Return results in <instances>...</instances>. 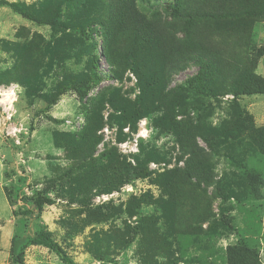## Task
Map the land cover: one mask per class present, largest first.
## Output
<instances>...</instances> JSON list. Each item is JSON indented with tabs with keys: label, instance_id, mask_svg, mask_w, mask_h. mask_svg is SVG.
Instances as JSON below:
<instances>
[{
	"label": "rangeland",
	"instance_id": "1",
	"mask_svg": "<svg viewBox=\"0 0 264 264\" xmlns=\"http://www.w3.org/2000/svg\"><path fill=\"white\" fill-rule=\"evenodd\" d=\"M90 1L0 0V264L37 227L11 188L48 191L39 225L76 264H264V0H216L186 37L174 0H137L154 38L136 49L84 33ZM194 54L213 95L186 84ZM24 264L63 263L29 245Z\"/></svg>",
	"mask_w": 264,
	"mask_h": 264
},
{
	"label": "trees",
	"instance_id": "2",
	"mask_svg": "<svg viewBox=\"0 0 264 264\" xmlns=\"http://www.w3.org/2000/svg\"><path fill=\"white\" fill-rule=\"evenodd\" d=\"M214 3V4H212ZM216 0H174V3L165 8L171 12V17L175 23H179L181 31L184 37L189 34L194 26L201 21H207L212 19H219L218 10L216 8ZM105 4H109L113 10L110 17H105L103 12L106 10ZM89 11L87 16V22L84 27V33L86 29L90 31L89 37L94 36L95 33H99L103 38L104 47H108L110 44H115L119 39H126L123 34L124 31L130 32L135 36L131 40V47L136 49L140 44L153 41L152 35L154 27L151 19L147 18L142 11L139 10L137 0H92L86 5ZM101 11L100 13H96ZM233 13V12H231ZM91 15H100L99 19L90 18ZM234 14V13H233ZM52 19L50 15L47 16L42 22H50ZM157 25V24H155ZM154 25V26H155ZM97 27V28H96ZM137 40L139 42H137ZM197 59L196 64L199 66V72L188 78L186 84L190 88H194V84L198 86L197 91L200 93L213 95L214 91L205 88V80L211 75V71L215 66V63L210 59L205 58L201 54H194ZM98 58L91 60V72L94 73L95 82H99L102 79L101 74L98 72ZM260 86L264 84V80L258 79L253 83ZM129 175V172H127ZM9 201L13 207V214L16 218L27 219L32 221L37 227L31 231H22L20 225H16L15 232L11 239V255L13 264H24L25 249L29 245H41L51 250L60 258L63 264H76L74 260L67 254L63 247L53 239V237L39 225L41 214L46 205L54 203V199L49 195L45 189L37 190L32 194H22L21 197L16 194L15 188H11L9 191ZM19 200L22 205L18 206ZM237 248L231 249L233 252ZM244 250V248H243ZM248 252L247 250H244ZM250 255L245 258L235 259L234 264H258V259L254 253L249 251Z\"/></svg>",
	"mask_w": 264,
	"mask_h": 264
}]
</instances>
